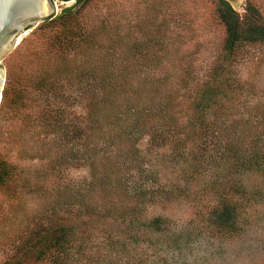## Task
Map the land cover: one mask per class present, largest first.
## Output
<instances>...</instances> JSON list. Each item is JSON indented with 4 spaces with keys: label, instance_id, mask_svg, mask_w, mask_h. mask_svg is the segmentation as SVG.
<instances>
[{
    "label": "trees",
    "instance_id": "obj_1",
    "mask_svg": "<svg viewBox=\"0 0 264 264\" xmlns=\"http://www.w3.org/2000/svg\"><path fill=\"white\" fill-rule=\"evenodd\" d=\"M71 12L40 23L37 30L53 33L51 56L11 75L2 91L0 136L13 126L14 151L36 159L44 180H53L43 187L23 179L19 212L28 193L34 211L15 234V258L4 264H174L163 250L180 249L190 224L176 230L171 218L148 216L150 208L185 200L211 223L218 203L232 215L264 196V89L240 71L246 50L264 47V15L252 0L242 14L218 0L224 38L205 74L195 75L163 64L145 32L124 39L133 41L126 48L121 39L104 47L98 29ZM162 41L148 36L146 43ZM144 139L164 151L161 166L141 152ZM165 163L183 173L178 184L162 182ZM73 167H85L88 177L61 181ZM20 176L0 153V190L13 192ZM250 177L262 183H247ZM88 218L100 225L83 233Z\"/></svg>",
    "mask_w": 264,
    "mask_h": 264
},
{
    "label": "rangeland",
    "instance_id": "obj_2",
    "mask_svg": "<svg viewBox=\"0 0 264 264\" xmlns=\"http://www.w3.org/2000/svg\"><path fill=\"white\" fill-rule=\"evenodd\" d=\"M253 4L264 15V0H252ZM218 0H56L57 15L64 9L72 8L69 15H79V19L90 29H98L101 44L104 47L117 46L113 41L127 38L141 39L145 32V44L153 45L165 55L162 63L180 67H190L195 75H204L207 68L217 58L224 38V28L217 19ZM39 26L23 33L17 46L3 59L6 70L5 84L10 76L22 70L40 67L51 56L48 50L50 28L37 30ZM55 31V29H51ZM52 33V34H51ZM127 36L126 38H124ZM161 38V42L146 43L147 37ZM51 37V36H50ZM133 42V41H132ZM132 42H124L121 46H130ZM127 44V45H126ZM161 46V48H160ZM118 49L119 47H114ZM161 49V50H160ZM240 65L241 76L264 89V47L248 48ZM5 86V85H4ZM13 126H5L0 136V153L9 161L17 163L21 170L20 180L11 184L10 192L0 190V264L15 258V234L26 224L25 215H32L34 198L28 193L23 199L25 212L20 213L19 189L25 177L30 178V186H50L51 178L44 180L42 165L35 159L19 157L14 151L9 130ZM26 143V142H25ZM23 145L16 144L17 147ZM26 145V144H25ZM139 148L151 165L161 166L164 151L149 147L147 139L139 143ZM166 164V165H165ZM162 169V182L178 184L183 176L173 164L165 163ZM61 181L77 184L88 177L85 167L66 169ZM43 176V177H41ZM247 183L262 181L250 177ZM264 186V183L262 184ZM15 191V192H14ZM30 192V190H28ZM16 193V194H14ZM200 207V206H199ZM198 208L189 202L179 200L164 208L155 207L148 210V216H166L172 219L176 230L186 229V236L180 245L167 254L174 264H264V196L248 209L236 207L229 214L226 208L218 203L215 221H200ZM231 215V216H230ZM230 220H228L229 218ZM220 218L226 220L221 223ZM100 223L88 218L80 222V231L95 228ZM188 233V235H187ZM151 250H146L150 255ZM161 257L165 254L157 252ZM161 259V258H160ZM32 264L30 259L27 262Z\"/></svg>",
    "mask_w": 264,
    "mask_h": 264
},
{
    "label": "water",
    "instance_id": "obj_3",
    "mask_svg": "<svg viewBox=\"0 0 264 264\" xmlns=\"http://www.w3.org/2000/svg\"><path fill=\"white\" fill-rule=\"evenodd\" d=\"M55 1L0 0V102L6 78V70L2 65L3 59L17 46L23 33L56 16ZM224 1L236 13L244 12L246 0Z\"/></svg>",
    "mask_w": 264,
    "mask_h": 264
}]
</instances>
